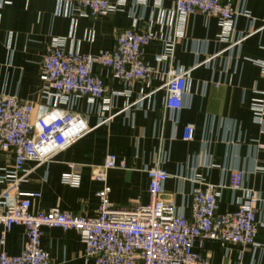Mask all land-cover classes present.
<instances>
[{"label": "crops", "instance_id": "crops-1", "mask_svg": "<svg viewBox=\"0 0 264 264\" xmlns=\"http://www.w3.org/2000/svg\"><path fill=\"white\" fill-rule=\"evenodd\" d=\"M172 1L126 0L120 11L90 18L77 10V0H0V94L32 103L34 117L50 107L42 96L40 75L42 59L56 42H63L67 51L95 56L114 47L119 31L151 28L158 40L144 49L145 62L161 73L187 72L185 108L173 124L164 107L163 75L149 87L135 84L126 95L120 81L96 67L107 93L92 103H72L91 131L48 164L26 163L29 176L20 191L30 196L33 213L58 209L95 217L103 188L95 181V169L115 156L126 169L109 171L106 184L110 201L119 209L150 203L146 171L155 167L168 175L162 199L187 216L192 213V192L201 185L220 187L218 215L238 211L248 192H256L260 203L254 246L199 240L194 250L210 264H264V0L244 1L248 17L237 18L236 35L228 39L221 37L215 17L197 14L181 29L165 14ZM168 39L175 40V48L163 60ZM256 104L263 110L261 123L256 121ZM187 126L194 130L190 142L183 141ZM72 165L83 167L76 189L62 184ZM13 168V157L0 156V194L10 184L7 175ZM234 171L243 172L244 181L243 190L233 194L227 185ZM25 244L23 227L5 233L0 225V252L18 256ZM41 247L52 264H93L85 259L74 231L44 228Z\"/></svg>", "mask_w": 264, "mask_h": 264}, {"label": "built area", "instance_id": "built-area-1", "mask_svg": "<svg viewBox=\"0 0 264 264\" xmlns=\"http://www.w3.org/2000/svg\"><path fill=\"white\" fill-rule=\"evenodd\" d=\"M244 1L173 0L165 14L177 21L181 29L188 18L197 14L215 17L223 29L221 37L228 39L236 35L237 18L248 17L242 9ZM125 4L126 0H117L116 4L111 0H77V10L83 16L98 18L120 11ZM157 40L151 28L143 33L121 30L116 34L114 47L95 56L67 51L63 42H56L42 59L40 75L44 84L42 96L50 107L37 117L32 103L0 94V156L14 158L13 171L7 175L10 184L0 194V225L5 233L16 226L26 232L21 254L8 256L0 252V264H52L50 255L41 247L44 228L76 232L84 245L85 259L93 264H210L194 250L197 241L211 240L243 248L255 245L260 203L256 192H248L238 211L218 215L220 187L201 185L192 192V213L187 216L162 199L168 175L155 167L146 171L150 203L119 209L110 201L106 184L109 171L126 169L125 162L115 156H108L95 169V181L103 184L97 194L100 205L95 217L76 216L58 209L33 213L30 196L20 191V185L29 176L24 170L26 163L32 162L37 167L48 164L91 131L83 117L73 111L72 103L76 99L91 103L103 99L107 90L104 79L95 72L96 67L107 70L120 81L126 95L135 84L149 87L155 77L163 75L164 107L169 120L178 124L179 114L185 108L187 72L161 73L145 62L144 49ZM236 44L235 41L232 46ZM163 47L162 59L172 57L175 40H164ZM262 70L264 74V64ZM254 111L256 121L261 123L263 110L259 104L254 106ZM193 136V128L187 126L183 141L190 142ZM82 172V166L72 165L63 175L62 184L79 188ZM243 181V172L234 171L227 188L233 194L242 191Z\"/></svg>", "mask_w": 264, "mask_h": 264}]
</instances>
